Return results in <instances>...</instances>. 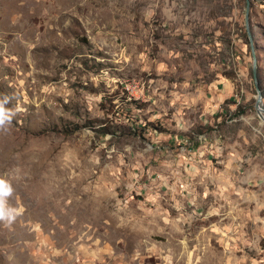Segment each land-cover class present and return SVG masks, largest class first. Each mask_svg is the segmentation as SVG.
Returning <instances> with one entry per match:
<instances>
[{"label":"rangeland","instance_id":"1","mask_svg":"<svg viewBox=\"0 0 264 264\" xmlns=\"http://www.w3.org/2000/svg\"><path fill=\"white\" fill-rule=\"evenodd\" d=\"M255 67L264 0H0V264H264Z\"/></svg>","mask_w":264,"mask_h":264},{"label":"clouds","instance_id":"2","mask_svg":"<svg viewBox=\"0 0 264 264\" xmlns=\"http://www.w3.org/2000/svg\"><path fill=\"white\" fill-rule=\"evenodd\" d=\"M9 101V97L5 96L0 99V127L5 126L11 122L12 117L15 113L5 107ZM12 193V188L7 181L0 179V219H5L11 222L18 215L19 212L16 209L4 208L3 199L10 196Z\"/></svg>","mask_w":264,"mask_h":264},{"label":"water","instance_id":"3","mask_svg":"<svg viewBox=\"0 0 264 264\" xmlns=\"http://www.w3.org/2000/svg\"><path fill=\"white\" fill-rule=\"evenodd\" d=\"M247 2L249 4V0H247ZM248 15H249V5H248V8H247V22L249 20V16ZM256 73H257V68L255 67L256 87H257V90H258V93H259V96L257 98L256 107H257L258 111L260 112V114H262V112H264V107H263V103H262V95H261V90H260V87H259V83H258V79H257Z\"/></svg>","mask_w":264,"mask_h":264},{"label":"trees","instance_id":"4","mask_svg":"<svg viewBox=\"0 0 264 264\" xmlns=\"http://www.w3.org/2000/svg\"><path fill=\"white\" fill-rule=\"evenodd\" d=\"M259 75V74H258ZM136 130V129H135ZM262 247H263V249H264V238H263V240H262Z\"/></svg>","mask_w":264,"mask_h":264}]
</instances>
